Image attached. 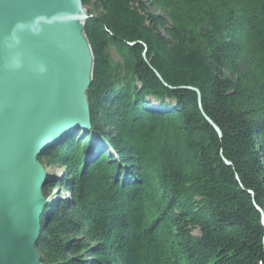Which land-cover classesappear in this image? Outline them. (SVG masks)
I'll list each match as a JSON object with an SVG mask.
<instances>
[{
	"label": "trees",
	"instance_id": "16d2710c",
	"mask_svg": "<svg viewBox=\"0 0 264 264\" xmlns=\"http://www.w3.org/2000/svg\"><path fill=\"white\" fill-rule=\"evenodd\" d=\"M82 1L92 127L39 157L70 193L40 264H264V0Z\"/></svg>",
	"mask_w": 264,
	"mask_h": 264
},
{
	"label": "water",
	"instance_id": "95a60500",
	"mask_svg": "<svg viewBox=\"0 0 264 264\" xmlns=\"http://www.w3.org/2000/svg\"><path fill=\"white\" fill-rule=\"evenodd\" d=\"M90 16L82 0H0V264H40L50 172L39 157L92 127Z\"/></svg>",
	"mask_w": 264,
	"mask_h": 264
},
{
	"label": "rangeland",
	"instance_id": "374dc122",
	"mask_svg": "<svg viewBox=\"0 0 264 264\" xmlns=\"http://www.w3.org/2000/svg\"><path fill=\"white\" fill-rule=\"evenodd\" d=\"M49 172L54 173L55 176H60V175H63L64 169L63 168H49ZM60 190L61 189H54L51 192V195L48 197L49 201L55 200L56 198H64L66 196H70L69 192L61 193Z\"/></svg>",
	"mask_w": 264,
	"mask_h": 264
}]
</instances>
